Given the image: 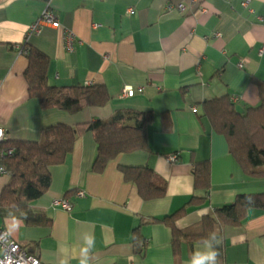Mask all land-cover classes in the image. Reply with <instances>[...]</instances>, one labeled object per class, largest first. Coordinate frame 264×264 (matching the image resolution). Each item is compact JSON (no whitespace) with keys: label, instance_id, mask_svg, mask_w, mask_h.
<instances>
[{"label":"crops","instance_id":"1","mask_svg":"<svg viewBox=\"0 0 264 264\" xmlns=\"http://www.w3.org/2000/svg\"><path fill=\"white\" fill-rule=\"evenodd\" d=\"M44 12L59 27L32 32ZM67 32L75 38L72 51ZM29 48L48 58V86H103L109 103L85 104L75 114L41 109L28 94ZM129 89L133 96H123ZM262 89L264 0H0V129L6 140L42 143L44 130L57 125L117 121L136 127L151 118L147 147L120 155L99 174L92 170L94 135H76L63 163L49 168L50 189L30 205L50 223L7 217L0 231L42 264H79L85 234L95 239L88 264H185L194 244L174 251L172 232L159 220L194 198L205 200L176 223L185 229L239 195L264 194V177L242 173L203 104L228 98L244 113L260 106ZM170 155H177L175 164L167 161ZM143 168L165 189L162 198L143 201L125 180L123 170ZM7 182L0 178V191ZM59 200L71 209L55 206ZM135 236L143 241L140 252ZM218 239L221 264H264V211L250 210L240 227L222 228Z\"/></svg>","mask_w":264,"mask_h":264},{"label":"trees","instance_id":"2","mask_svg":"<svg viewBox=\"0 0 264 264\" xmlns=\"http://www.w3.org/2000/svg\"><path fill=\"white\" fill-rule=\"evenodd\" d=\"M28 67L25 78L30 98L38 101L41 109H60L70 114L78 113L87 105L104 106L110 96L103 86L55 88L47 84L48 58L35 49L27 50ZM259 107L239 113L228 98L208 101L203 104L212 129L226 140L228 152L242 173L252 178L264 177V89L260 92ZM140 120L136 127H121L117 121H96L75 128L57 125L43 132V142H12L4 140L2 148L12 149L10 157L3 156L1 165L5 171L0 178L8 182L0 191V219L21 218L26 224L50 223L46 217L30 211L31 203L40 199L50 189L49 168L63 163L71 152L76 135L91 132L94 135L97 155L92 170L102 173L107 164L123 154L144 150L146 124ZM124 178L138 189L143 201L162 198L165 189L157 185L151 171L125 169ZM199 173L203 180L205 174ZM208 190V188H207ZM250 199L253 203H247ZM203 199H192L171 216L159 220L172 232V246L178 252L182 244H195L202 237L215 232L220 237L224 227L238 228L247 219L250 210L264 211V194L239 195L228 205L217 208L213 215L203 216L193 227L180 229L176 223L187 215L191 208H200ZM7 235V234H6ZM8 237V236H7ZM9 238V237H8ZM10 239V238H9ZM136 248L143 250V241L135 236ZM142 253V252H141Z\"/></svg>","mask_w":264,"mask_h":264},{"label":"built area","instance_id":"3","mask_svg":"<svg viewBox=\"0 0 264 264\" xmlns=\"http://www.w3.org/2000/svg\"><path fill=\"white\" fill-rule=\"evenodd\" d=\"M182 6H179L181 9ZM50 25L53 28L59 27V22L55 16L51 13L44 12L40 20L32 26V32H37L40 26ZM66 49L72 51L75 44L74 35L71 32H67L65 36ZM242 67L241 64L238 66ZM122 95L126 97L133 96V90H123ZM5 140V132L0 129V176L5 174V171L1 165L3 156L10 157L13 154L12 149L2 148V144ZM167 161L171 164H175L178 161L177 155H170L167 157ZM81 195V194H80ZM55 206L62 207L64 210L69 211L71 209L68 201H54ZM0 264H42L36 257L32 256L26 250L22 249L16 242L12 241L7 235L0 231Z\"/></svg>","mask_w":264,"mask_h":264},{"label":"clouds","instance_id":"4","mask_svg":"<svg viewBox=\"0 0 264 264\" xmlns=\"http://www.w3.org/2000/svg\"><path fill=\"white\" fill-rule=\"evenodd\" d=\"M251 204L253 201L247 200ZM95 244L91 234L82 237L81 259L79 264H88V253ZM63 264V262H62ZM185 264H221L219 252V239L215 232L199 239L193 246Z\"/></svg>","mask_w":264,"mask_h":264}]
</instances>
